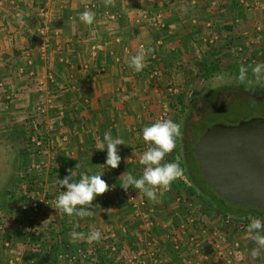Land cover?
I'll return each mask as SVG.
<instances>
[{
    "label": "crops",
    "instance_id": "crops-1",
    "mask_svg": "<svg viewBox=\"0 0 264 264\" xmlns=\"http://www.w3.org/2000/svg\"><path fill=\"white\" fill-rule=\"evenodd\" d=\"M85 9L96 13L91 25L79 19ZM141 47L153 51L136 71L130 58ZM228 60L238 69L264 62V0H0V117L25 132L20 122L46 105L52 128L48 154L32 158L24 148L22 155L25 167L46 162L50 172L19 174L0 199V264H56L58 253L75 248L100 264H247L229 207L184 195L178 179L157 186L155 202L129 188L131 203L123 188L129 172L143 174L139 160L151 142L142 128L178 119L193 77L214 74ZM105 132L125 142L114 169L98 149ZM69 170L77 179L105 170L110 190L86 208L88 216L56 209L59 179ZM28 198L38 210L24 209ZM94 231L100 239L90 243ZM73 233H80L76 242Z\"/></svg>",
    "mask_w": 264,
    "mask_h": 264
},
{
    "label": "rangeland",
    "instance_id": "rangeland-1",
    "mask_svg": "<svg viewBox=\"0 0 264 264\" xmlns=\"http://www.w3.org/2000/svg\"><path fill=\"white\" fill-rule=\"evenodd\" d=\"M204 43H207V41ZM209 49L210 47L205 48V50ZM222 62V67L214 74L209 76H205L203 74L198 78L193 77L192 84L194 85H191L188 90L186 89L187 100L184 103L183 110L180 112V117L174 121L180 126V135L176 138L173 151L174 158H172V161H178L184 170L182 176L177 178V183L181 187L179 191H182L184 195H197L203 203L206 204L207 202H210L216 207L220 206H218L217 203L204 192L203 187H209L211 189L210 184L207 183L204 173L201 172L199 161L191 159L188 150L192 146L188 145L185 140L191 137L193 128L200 122L201 118H203L201 120V124L200 126H197L199 135L215 123L237 125L240 122L247 121L251 118H264V71L259 74H254L250 67L248 68L246 79L242 82L239 80V69L232 67L233 63L231 60L227 61L229 63L228 67H225V65H228L227 62ZM236 95L244 96L254 103L248 105L247 102H244V100H235L233 102ZM231 102H233L232 105H230ZM211 108H217L218 110H211L207 114L203 115L204 110ZM20 124L24 126L25 132L21 127H19L21 132L18 131L16 125L13 128L12 124L7 122V119L0 117V199L3 202L5 200L3 199V196L12 190L14 184H17L15 179L16 176L24 173L25 171L27 175L34 176L38 171V175L35 177L39 176L41 179L42 175L49 173L50 169H52V167H49L51 165H47L46 162L33 163L29 161L31 163L28 164V168L25 167V163L23 164L22 162L24 148H30L29 151H31V157L34 155L36 157L39 154L33 137H42L47 141L48 147L45 151L40 153L41 155H45L50 152V133L52 129L50 122H47L44 116H41L38 112H36V114L33 113V116L29 119L25 118L23 122H20ZM30 159L31 158L29 157V160ZM192 165L196 168V170H198V168L200 169L198 173L192 168ZM31 196L32 195L30 194L29 198ZM221 197L222 196H220V198ZM29 198L21 204H32L33 201H30ZM20 200L23 199L20 198ZM224 203H226V207H229V211L235 212L232 213L233 215H229V218H232L230 222L236 229L234 236L236 241H234V244L237 245L236 247H239L238 249H241L242 247L247 249L244 256L247 264H264V249H261L260 254L257 257H253L251 255V250L259 246L249 234L248 228V225L254 218L260 219L261 223L264 224V215H261L250 208L235 205L229 201ZM1 206H3V204L0 203V207ZM24 209L28 210V207ZM84 254L85 253H83L82 250L79 251L76 248L70 252L63 250L58 253L57 258L60 261H57L58 263L56 262V264H83V261L81 262V260L83 258L86 259L90 257L88 254H86V256ZM25 264H36V261L34 259H30ZM43 264L54 263L45 262ZM89 264L100 263H98L95 257H90ZM102 264H117V262H102Z\"/></svg>",
    "mask_w": 264,
    "mask_h": 264
},
{
    "label": "clouds",
    "instance_id": "clouds-1",
    "mask_svg": "<svg viewBox=\"0 0 264 264\" xmlns=\"http://www.w3.org/2000/svg\"><path fill=\"white\" fill-rule=\"evenodd\" d=\"M96 13L94 11L85 9L79 14V19L88 25L94 22ZM151 47L145 49L141 47L140 51L131 56L130 67H133L136 71H141L145 67V56L147 53L152 52ZM254 74H259L264 71V62L255 64L254 67L241 66L239 69V80L244 81L248 68ZM180 135V126L175 123L171 118L159 119L151 125H146L142 128L143 140L151 142L147 150L143 152L139 163L144 165L143 174L139 177L134 176L131 172L124 177L123 188L125 190L134 188L140 190L150 200L156 201L157 195L155 188L160 186L162 189H166L172 181L182 176L183 168L178 161L164 162L165 156L171 152L175 146L176 138ZM125 142L120 137H113L110 132H105L103 141L98 143V149L100 151L107 150L106 165L107 167L117 168L121 163V155L119 154L118 146L124 145ZM76 168L79 165L75 166ZM104 171L95 173H80L77 179L76 172L69 170V174L63 179H59L60 186L64 189L57 197L56 209L62 210L68 216L73 214L85 217L91 214L87 209L95 208L93 201L98 196L109 191V184L102 177ZM124 174V173H123ZM122 174V175H123ZM121 175V176H122ZM80 206V207H78ZM249 234L257 242L259 247L251 250V255L257 257L260 254L261 249H264V224L260 219H252L248 225ZM100 232L94 231L89 235L88 240L91 243L94 240L100 239ZM80 233L72 234V242H76Z\"/></svg>",
    "mask_w": 264,
    "mask_h": 264
},
{
    "label": "water",
    "instance_id": "water-1",
    "mask_svg": "<svg viewBox=\"0 0 264 264\" xmlns=\"http://www.w3.org/2000/svg\"><path fill=\"white\" fill-rule=\"evenodd\" d=\"M196 154L208 183L225 200L264 212V118L212 126Z\"/></svg>",
    "mask_w": 264,
    "mask_h": 264
},
{
    "label": "trees",
    "instance_id": "trees-1",
    "mask_svg": "<svg viewBox=\"0 0 264 264\" xmlns=\"http://www.w3.org/2000/svg\"><path fill=\"white\" fill-rule=\"evenodd\" d=\"M210 99V98H209ZM235 100H237V101H239V100H244V102H247V104L249 105V104H253L254 102H252V101H250L249 99H247V98H245L244 96H241V95H236L235 96V99L233 100V102L235 101ZM233 102H231V104L230 105H232L233 104ZM252 102V103H251ZM230 105H226V106H230ZM217 111L218 109L217 108H211V109H208V110H204V113H203V115H205V114H207L208 112H210V111ZM204 117V116H203ZM255 118H258V117H255ZM203 118H201V120H202ZM251 119H253V118H251ZM201 120H200V122L193 128V132H192V135H191V137L190 138H188V142H189V145L190 146H192L191 148H189V149H191V150H189V155H190V157L192 158V160H198V157H197V154H196V144L198 143V141L201 139V137L205 134V132L209 129V128H211L212 126H214V125H216V123L214 124V125H211V126H209L205 131H203L200 135H199V133H198V131H197V129H198V127L197 126H200V124H201ZM248 120H250V119H248ZM242 122H244V121H242ZM241 123V122H240ZM217 124H219V123H217ZM199 161V160H198ZM192 168L194 169V170H196V168L192 165ZM200 169L198 168V170H196L197 171V173H198V171H199ZM202 172V171H201ZM196 176H197V174H196ZM207 183H208V181H207ZM210 187H211V189L208 187V188H205V187H203V189L204 190H212L213 188H212V186L210 185ZM205 191L206 192V194L207 195H209L210 196V198H212L216 203H217V205H219V206H221V207H223V206H226V203H224V202H227L223 197H221L220 198V196L219 195H217L218 193L215 191L214 192V194L213 193H211V192H208V191ZM225 200V201H224ZM224 208V207H223ZM245 208H250V209H252L253 211H255V212H258V213H260L261 215H264V212H262V211H260L259 209H257V208H253V207H245ZM239 210V209H238Z\"/></svg>",
    "mask_w": 264,
    "mask_h": 264
},
{
    "label": "built area",
    "instance_id": "built-area-1",
    "mask_svg": "<svg viewBox=\"0 0 264 264\" xmlns=\"http://www.w3.org/2000/svg\"><path fill=\"white\" fill-rule=\"evenodd\" d=\"M241 2H242L243 4H246V0H241ZM247 7H248V6H247ZM235 22H236L237 24L240 23V22H241L240 17H237V18L235 19ZM211 41H213V40L210 39V42H211ZM204 42H206V39L204 40ZM49 78L52 79V76H50ZM6 97L9 98L10 96L7 95ZM38 113H39L41 116H44V117H45V113H46V105H43V106L41 105V106L38 108ZM33 140H34V142L36 143V146H37V148H38V152H39V154L42 153L43 151H45V150L47 149L48 146H47V141H46V139H43L42 137H33ZM124 193H125L126 198H127L131 203H135V202H136V201H135V196H134L133 192H132L130 189L125 190ZM34 207H35V208H34ZM25 208H27V207H25ZM28 208H34L35 210H38V209H39L38 204L36 203V201L33 202L32 205H31L30 207H28ZM9 264H19V263H16L13 259H11V260L9 261Z\"/></svg>",
    "mask_w": 264,
    "mask_h": 264
},
{
    "label": "flooded vegetation",
    "instance_id": "flooded-vegetation-1",
    "mask_svg": "<svg viewBox=\"0 0 264 264\" xmlns=\"http://www.w3.org/2000/svg\"><path fill=\"white\" fill-rule=\"evenodd\" d=\"M185 142L189 145V142H188V139H186L185 140ZM189 148V147H188ZM189 150H191V149H189ZM188 150V151H189ZM192 159V158H191ZM207 190V189H206ZM206 190H204V192L206 191ZM208 192H211V193H213L214 194V191L213 190H207ZM206 193V192H205Z\"/></svg>",
    "mask_w": 264,
    "mask_h": 264
}]
</instances>
